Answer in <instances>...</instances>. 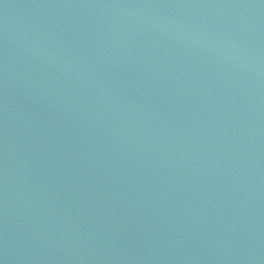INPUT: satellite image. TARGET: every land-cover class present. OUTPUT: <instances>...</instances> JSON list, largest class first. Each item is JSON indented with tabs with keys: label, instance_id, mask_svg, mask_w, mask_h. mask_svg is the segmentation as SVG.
Returning <instances> with one entry per match:
<instances>
[{
	"label": "water",
	"instance_id": "water-1",
	"mask_svg": "<svg viewBox=\"0 0 264 264\" xmlns=\"http://www.w3.org/2000/svg\"><path fill=\"white\" fill-rule=\"evenodd\" d=\"M0 264H264V0H0Z\"/></svg>",
	"mask_w": 264,
	"mask_h": 264
}]
</instances>
